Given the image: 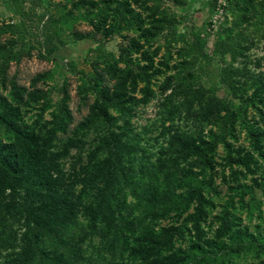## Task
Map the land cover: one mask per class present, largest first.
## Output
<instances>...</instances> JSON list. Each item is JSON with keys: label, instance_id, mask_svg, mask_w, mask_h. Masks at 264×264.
Listing matches in <instances>:
<instances>
[{"label": "rangeland", "instance_id": "obj_1", "mask_svg": "<svg viewBox=\"0 0 264 264\" xmlns=\"http://www.w3.org/2000/svg\"><path fill=\"white\" fill-rule=\"evenodd\" d=\"M89 82L125 102L111 131L88 126ZM218 99L243 112L225 145L211 138ZM0 113L24 169L15 191L0 186V264H24L44 234L53 264H264V0H0ZM109 132L139 143L125 165L185 171L193 199L176 188L163 210L104 215L119 183L91 169ZM64 234L67 249L52 239Z\"/></svg>", "mask_w": 264, "mask_h": 264}, {"label": "trees", "instance_id": "obj_2", "mask_svg": "<svg viewBox=\"0 0 264 264\" xmlns=\"http://www.w3.org/2000/svg\"><path fill=\"white\" fill-rule=\"evenodd\" d=\"M237 0H227L228 3H235ZM44 43L51 42V35L47 29V25L41 28ZM189 51H192L193 57L203 58V46L197 37H194L189 45ZM14 55V54H13ZM221 82L227 84V77L221 75ZM89 84L93 87L95 93V103L93 105V115L88 120V126L95 128H105L107 131L113 129L117 116L113 113L121 114L125 109V102L119 95H113L107 90L97 88L93 83ZM217 107V116L215 121V130L211 133V138L217 143L227 144L226 138H235L236 127L244 126L242 118L243 112L240 108L235 107L231 99H218L215 103ZM12 113H0V186L3 191H15L23 181L24 169L20 164L19 156L13 146L6 142L5 138H11L13 133L20 134L16 122L11 118ZM65 117L64 109L59 106L53 120L52 132H57L62 129L63 119ZM243 123V124H242ZM249 129V126H246ZM252 132V131H251ZM111 133V132H109ZM21 135H25L24 132ZM27 137V135H25ZM106 143V153L103 162L99 165H94L91 169L93 175H103L106 181H116L118 186L112 193V201L110 198H105L104 215H107L113 205L121 208L131 207L134 204L138 208H149L154 212L163 210L173 200L172 193L176 188L192 187V194L187 198L189 201L195 193L194 186L186 180L187 173H177L175 170L166 172V169L160 168L157 172L153 165L144 163L143 168H134L128 163L132 153L138 151L139 143L135 138H126L121 140L118 136L109 134ZM192 138L187 136L186 139H180V150L185 153V156H191L198 153L200 148L199 140H189ZM31 140V138H28ZM175 156H182V154ZM171 157L169 161L172 166L176 163L177 157ZM132 199V202L129 201ZM180 201H186L184 196L180 197ZM186 203V202H184ZM127 220L124 219V221ZM141 224L140 218L138 219ZM62 248L69 247L66 234L62 236L54 235L52 237ZM48 241L46 235L36 237L34 244L30 250L28 258L24 264H50L55 262L56 258L52 253L53 250L45 248Z\"/></svg>", "mask_w": 264, "mask_h": 264}, {"label": "built area", "instance_id": "obj_3", "mask_svg": "<svg viewBox=\"0 0 264 264\" xmlns=\"http://www.w3.org/2000/svg\"><path fill=\"white\" fill-rule=\"evenodd\" d=\"M227 3H228L227 0H217L218 8L225 6Z\"/></svg>", "mask_w": 264, "mask_h": 264}]
</instances>
